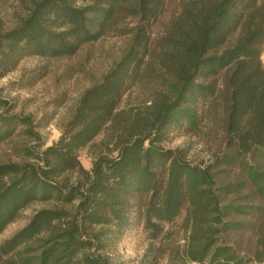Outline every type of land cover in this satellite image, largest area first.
I'll list each match as a JSON object with an SVG mask.
<instances>
[{
    "label": "trees",
    "instance_id": "trees-1",
    "mask_svg": "<svg viewBox=\"0 0 264 264\" xmlns=\"http://www.w3.org/2000/svg\"><path fill=\"white\" fill-rule=\"evenodd\" d=\"M103 38L124 48L51 145L0 96V144L20 159L0 163V235L30 211L0 241V264H123L128 230L156 242L183 209L188 261L264 264V0H33L0 31V79L26 58H69ZM133 90L138 102L123 104ZM205 121L223 144L209 164L162 147ZM94 145L87 169L78 153Z\"/></svg>",
    "mask_w": 264,
    "mask_h": 264
},
{
    "label": "rangeland",
    "instance_id": "rangeland-1",
    "mask_svg": "<svg viewBox=\"0 0 264 264\" xmlns=\"http://www.w3.org/2000/svg\"><path fill=\"white\" fill-rule=\"evenodd\" d=\"M33 0H0V31L15 27L20 17L31 7ZM125 45L123 38H103L93 44H87L72 57L56 60H43L38 57L26 58L17 69L0 79V96L11 101L17 114L32 115L39 124L38 132L46 146L57 141L61 125L69 118L78 98L89 87L97 83L101 76L119 58ZM264 54V53H262ZM264 67V56L261 57ZM44 70L45 75L32 86L17 90L13 83L31 70ZM140 90H133L124 98V103L134 105L140 99ZM98 137L94 144L101 141ZM166 150L179 151L194 165H207L213 156L220 154L223 148L219 131L203 122L196 134L183 133L173 135L162 144ZM94 147H86L78 153L85 168H90L94 157ZM19 162L11 144H0V163ZM225 182L230 181L229 174L221 175ZM30 211L23 218L10 225L1 235L0 241L10 237L27 221ZM190 225L186 222V210L183 209L175 221L165 227L161 240L150 243L140 228L128 230L120 239L117 257L123 264H194L188 261L187 247ZM248 235H242L236 241L240 250H246ZM233 241V236L228 237Z\"/></svg>",
    "mask_w": 264,
    "mask_h": 264
},
{
    "label": "crops",
    "instance_id": "crops-1",
    "mask_svg": "<svg viewBox=\"0 0 264 264\" xmlns=\"http://www.w3.org/2000/svg\"><path fill=\"white\" fill-rule=\"evenodd\" d=\"M262 56H264V54H262ZM262 56H261V57H262Z\"/></svg>",
    "mask_w": 264,
    "mask_h": 264
}]
</instances>
